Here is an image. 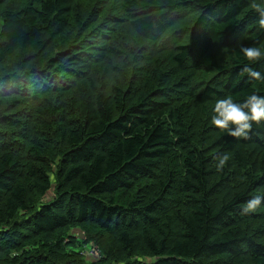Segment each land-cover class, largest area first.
I'll use <instances>...</instances> for the list:
<instances>
[{"label":"trees","instance_id":"16d2710c","mask_svg":"<svg viewBox=\"0 0 264 264\" xmlns=\"http://www.w3.org/2000/svg\"><path fill=\"white\" fill-rule=\"evenodd\" d=\"M92 3L0 0V264H264V0Z\"/></svg>","mask_w":264,"mask_h":264},{"label":"clouds","instance_id":"9594fccd","mask_svg":"<svg viewBox=\"0 0 264 264\" xmlns=\"http://www.w3.org/2000/svg\"><path fill=\"white\" fill-rule=\"evenodd\" d=\"M247 61H259L264 52L260 47H243L241 49ZM251 76L261 77V73L247 69ZM211 123L218 129L227 130L234 137H246L253 127V123L264 121V95L252 93L241 103L231 98L216 100L212 109ZM264 203V196L257 195L247 201L242 209L243 213L257 210Z\"/></svg>","mask_w":264,"mask_h":264},{"label":"rangeland","instance_id":"374dc122","mask_svg":"<svg viewBox=\"0 0 264 264\" xmlns=\"http://www.w3.org/2000/svg\"><path fill=\"white\" fill-rule=\"evenodd\" d=\"M96 0H85L86 3V7L90 6V3H92V6L90 7V9L93 8L94 4H95ZM180 15H177V17H179ZM11 67V66H10ZM52 192L47 193V195L41 200V203H43L44 201L48 200V199H52ZM86 238H87V234L85 232V230L81 229V228H73L71 230L68 231V233L64 236V245H67L70 242H76L78 245H82L86 242ZM95 249L93 244L90 243L88 247H85L82 249V252L86 255L87 258L89 259H95V256L91 255L89 256L90 252ZM68 250V247H67ZM77 250H79V252H81L80 247L77 248ZM66 251V250H65ZM67 252V251H66Z\"/></svg>","mask_w":264,"mask_h":264},{"label":"bare ground","instance_id":"6f19581e","mask_svg":"<svg viewBox=\"0 0 264 264\" xmlns=\"http://www.w3.org/2000/svg\"><path fill=\"white\" fill-rule=\"evenodd\" d=\"M95 35H96V34H95ZM88 38H89V37H88ZM88 38H87V39H88ZM90 39H91V38H90ZM92 42H93V41H92ZM87 49H88V48H87ZM88 50H89V49H88ZM69 69H70V68H69ZM34 74H35V73H34ZM7 249H8V248H7Z\"/></svg>","mask_w":264,"mask_h":264},{"label":"built area","instance_id":"2783aa9c","mask_svg":"<svg viewBox=\"0 0 264 264\" xmlns=\"http://www.w3.org/2000/svg\"><path fill=\"white\" fill-rule=\"evenodd\" d=\"M94 253V252H93Z\"/></svg>","mask_w":264,"mask_h":264}]
</instances>
